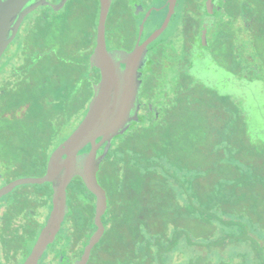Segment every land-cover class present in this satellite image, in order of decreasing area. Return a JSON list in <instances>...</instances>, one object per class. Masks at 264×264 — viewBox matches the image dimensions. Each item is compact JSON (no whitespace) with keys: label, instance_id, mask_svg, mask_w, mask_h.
Returning <instances> with one entry per match:
<instances>
[{"label":"trees","instance_id":"obj_1","mask_svg":"<svg viewBox=\"0 0 264 264\" xmlns=\"http://www.w3.org/2000/svg\"><path fill=\"white\" fill-rule=\"evenodd\" d=\"M216 7L209 31H200L201 50L186 62L211 57L222 78L178 66L171 86L149 89L137 126L98 149L92 173L105 196L104 232L87 264H264V0H219ZM88 78L91 97L98 75ZM88 150L77 153L65 191L64 227L73 229L64 240L80 245L55 251L63 259L71 247L72 264L95 234V200L89 219L82 210L81 194L94 199L80 177Z\"/></svg>","mask_w":264,"mask_h":264},{"label":"flooded vegetation","instance_id":"obj_2","mask_svg":"<svg viewBox=\"0 0 264 264\" xmlns=\"http://www.w3.org/2000/svg\"><path fill=\"white\" fill-rule=\"evenodd\" d=\"M12 1L0 0V13L5 11ZM218 1L175 0L166 29L140 51L139 48L145 40L162 25L171 3L169 0H110L105 20L104 42L107 56L115 68V81L123 75L128 58L135 52L128 69L133 73L131 93L124 92L118 114L114 115L115 88L107 102L110 108L105 120L112 118L111 122L115 121V126L122 120L125 121L123 128L116 135L127 131L140 121L146 112L145 99L154 93L149 92V89L158 88L161 84L165 88L172 85V74H162L157 68L158 64L166 59L156 42L168 29H171L172 37L182 36L181 54L178 55L176 51L171 57L181 56L180 58L185 59L181 68L190 64L186 59H192L201 50L200 31H209ZM201 3L208 12L204 16H201L199 11ZM146 14L148 15L145 18ZM98 15L99 0H24L20 8L10 16L5 36L8 43L0 57V126L4 129V134H9L19 145L13 156L22 161V166L16 164L12 156L4 154L0 147V264H26L38 240L46 239L49 230L54 229L53 220H50L54 194L49 195L53 181L44 184L23 183L13 186L5 193L1 191L14 182L43 176L51 153L71 134L74 115L67 110L68 103L64 107L62 98L54 97L55 101L46 98V104L54 107V115L49 117L50 131L41 145L39 134L36 133L40 119L34 114V105L40 103L39 89L59 88L71 92L84 89L88 86V75L91 73L98 75L96 82L91 80L92 87L97 84L99 72L89 59L93 58ZM111 20L113 23L110 25ZM116 28L118 34L115 32ZM202 35V39L206 41L205 34ZM172 37L170 39H173ZM206 45L202 47L205 48ZM190 65L192 71L197 65L201 69L211 70L212 59L208 56L201 60L197 58ZM178 66L174 68L178 69ZM72 94L73 96H70L73 99L77 97L76 91ZM59 100L61 107L57 110L56 103ZM87 106L88 102H85L81 110L83 107L87 110ZM153 109L156 110L155 106L149 108L150 111ZM54 121L57 124L53 128ZM29 123L30 126L36 127L30 135L27 134ZM108 132L110 130H107L105 135ZM51 139L53 140L49 143ZM101 139L102 136L98 142ZM41 148L45 149L43 153ZM28 185L32 186L31 189H28ZM40 185H48V194L45 195L47 200H43L45 203L41 206ZM19 188L21 190L17 191ZM26 202L27 205L22 206ZM66 203L65 196L64 212L58 232L32 264H72L71 247H65L63 259L60 256L57 259L55 253L57 245H80L64 240L73 229L68 227V234L64 227ZM87 233L84 231V238Z\"/></svg>","mask_w":264,"mask_h":264},{"label":"water","instance_id":"obj_3","mask_svg":"<svg viewBox=\"0 0 264 264\" xmlns=\"http://www.w3.org/2000/svg\"><path fill=\"white\" fill-rule=\"evenodd\" d=\"M23 1L24 0H13L6 10L0 13V57L8 43L5 36L8 29V22L11 18L10 16L13 12H16L20 8ZM174 1L175 0H169L171 6L162 25L155 30L147 38V40H145L139 48L140 51L146 45L155 40L166 29L172 14ZM109 2L110 0H99V15L93 50V65L99 72V81L92 87V98L88 103L87 110L83 118L66 140L57 146L51 153L43 176L38 179H25L14 182L1 191V193H5L15 185L29 182L38 184L50 183L54 181L60 173L62 174V179L52 197V215L50 220H53L54 229L49 230V236L46 239L40 238V240H38L28 257L26 264L34 263L39 255L46 249L47 244L53 240L55 234L58 232L64 212L65 191L72 180L74 165L77 159L76 155L87 145H89V150L86 156L82 159L80 177L87 190L95 198V234L82 252L78 264L87 263L92 248L99 242L104 232V228L101 223V216L104 211L105 196L101 187L94 179L92 173V162L94 161L96 153L101 145L116 135L123 128V124L125 123V121L122 120V122L115 126V121L111 122L112 118L105 120V116L110 108V105L107 104V102L114 88V115L119 113L120 102L124 92H129V94L131 93L130 85L133 73L129 72L128 69L131 59L135 53L133 52L128 58L123 75L118 77V80L115 81V68L107 56L104 42L105 20ZM147 15L148 14L145 15V18ZM107 130H110V132L105 135ZM101 136L102 139L98 142V139Z\"/></svg>","mask_w":264,"mask_h":264},{"label":"rangeland","instance_id":"obj_4","mask_svg":"<svg viewBox=\"0 0 264 264\" xmlns=\"http://www.w3.org/2000/svg\"><path fill=\"white\" fill-rule=\"evenodd\" d=\"M162 2V0H161ZM203 5L204 4H199V11L202 12L203 10ZM183 9V8H182ZM113 23V21L111 20L110 21V25ZM125 24H127V22H125ZM124 24V25H125ZM118 28L115 29V32L116 34H118L119 32L116 31ZM214 29V28H213ZM122 30L125 31V29L123 28ZM171 29H168L164 35H162V37L156 42L159 47H161V51H162V55L164 54L163 57H165V61H161L160 64H158V70H160L162 74H165V75H171L173 73V71L176 69L174 68V66L176 67L177 65H179L180 67L182 66V61H184L185 59H182L180 58L181 56H178V57H171V54L175 55V52L177 51L180 55L181 52H182V48H181V38H176V36L174 35L172 37L171 35ZM173 38V39H170V38ZM206 39V37H204ZM205 41V40H204ZM157 44H153V46H156ZM217 54H220L218 52H216ZM217 57L219 58H222V54L221 56H218ZM220 63L224 64L225 62L223 61H220ZM215 66V65H213ZM197 67V68H196ZM195 69H193V73L195 76H198L199 78H203V79H206V80H209V79H220L222 78L220 74H217L215 69L212 67V70H204V69H201L200 66H196ZM169 68H172V69H169ZM63 73V71H61ZM159 74V73H158ZM228 88V87H227ZM231 90H234L237 92V94H239L240 96H247L245 93H244V90L243 89H238V88H235V85L233 87H230ZM77 93V97L76 98H72L71 96H73L72 92H75ZM71 91L68 90V91H65V89H59V88H53V89H39V95H40V103L39 105H34V114L37 116V118L40 119V126H39V130L36 131L37 135L39 134V137H40V143L41 145L44 144L43 143V140H44V137L46 135H48L49 131H50V127L48 126V123L50 124V120H49V117L54 115V110L50 104H46V98H50L52 99V101H55L54 97H60L62 98V103H63V106L65 107V104L68 103L67 105V110L69 111V113L71 115H74L72 116V121H71V125H72V128L71 130L73 131L77 125L79 124V122L81 121V119L83 118L86 110L85 108L83 107V109L81 110L82 106L85 105V102H88L90 101V99L92 98L89 97V90H88V86L87 88H84V89H76L74 91ZM167 92H165L164 95H166ZM71 94V96H70ZM66 98L65 100L63 98ZM61 100H59L57 103H56V109L58 110V107H61ZM258 100V99H257ZM167 99H164V102H166ZM261 101V100H260ZM259 107V108H258ZM257 109H253L254 113H255V118L256 115H257V110L261 109L262 106L260 103H258V106H256ZM82 112H81V111ZM49 120V121H48ZM260 120V119H259ZM258 120V121H259ZM31 123H29V126H30ZM57 122H53V128L54 126H56ZM134 126H137L136 124ZM139 126V125H138ZM133 128V127H132ZM36 130V127L34 126H30L29 129H28V132L27 134L30 135V134H33L34 131ZM72 133V132H71ZM144 136V135H143ZM143 136L139 137L136 141V144L138 146H143ZM53 139H51L49 141V143L52 141ZM19 146L18 144H16V142L14 141V139H11L9 137V134H4V129L2 128V126H0V147H1V150L4 151V154L6 155H9V156H12L13 157V160L16 162V164H19L20 167L22 166V161L16 157H14L13 155L15 154L16 152V147ZM45 151V149L42 150L41 148V153H43ZM19 169V168H18ZM40 173L42 174L43 173V170L41 169L40 170ZM28 189H31V185H28L27 186ZM40 206L43 204V202L45 203V201L47 200L46 196L48 193H47V190H48V185H40ZM21 190V188H19L17 191ZM16 191V192H17ZM15 192V193H16ZM45 196V197H44ZM81 198H82V210H85L86 212V218L89 219L90 218V211L88 210H91L93 205H94V199L92 198L91 195H89L87 192H84L83 194H81ZM10 200V198H9ZM45 200V201H43ZM27 205V202L26 203H23L22 206H26ZM46 214V212H45ZM84 220H85V217L83 216ZM107 218H105V221H106ZM86 224V222H85ZM130 227V226H128ZM126 234V230L124 229V232H123V236Z\"/></svg>","mask_w":264,"mask_h":264}]
</instances>
